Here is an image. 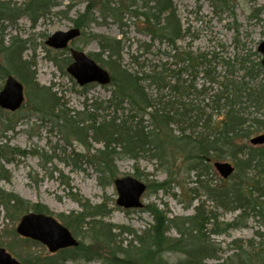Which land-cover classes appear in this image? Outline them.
Listing matches in <instances>:
<instances>
[{"label": "rangeland", "instance_id": "374dc122", "mask_svg": "<svg viewBox=\"0 0 264 264\" xmlns=\"http://www.w3.org/2000/svg\"><path fill=\"white\" fill-rule=\"evenodd\" d=\"M3 1H10V7L16 11L23 7L26 0ZM52 1L55 7L50 14L40 18L36 25L26 14L16 15L14 24L3 22L4 28L0 30V91L8 76L18 77L8 65L4 51L11 39L16 37L27 48L24 59L33 62L37 83L52 88L51 93H56L61 99L66 116L72 121L77 113L83 111L94 112L97 116L106 115L108 112L96 110L107 107L106 101L111 96L112 87L91 85L81 88L67 72L72 61L70 51H55L46 45L49 37L57 32H66L74 27L81 29V37L71 47L90 54L110 73V59L107 53L102 52L98 39L120 41L121 64L131 72L149 71L155 66L165 65L167 74L175 71L176 74H172L177 76L183 66L175 49L193 53L215 52L219 58L237 55L244 59L249 55L254 62L264 58L260 54L255 55L264 40V0H173L177 20L182 27L181 38L177 40L164 36L159 28L161 26L155 20L148 19L152 18L149 9L154 3L151 0ZM236 69H239V65ZM217 73L224 75L225 69L219 66ZM238 75L242 76L244 72H238ZM253 83H264V75L262 80ZM29 89L25 87L26 102L18 112L11 113L0 108V146H3L5 152L20 149L39 155L47 154L53 158V163L47 164V169H44L45 158L41 159L37 154L27 157L9 156L14 159L13 162H0L9 178L7 181L0 180V189L14 193L25 201L46 205L51 215L78 240L77 252L83 254L86 251L94 259H78L66 264H112L114 255L120 256L130 247L134 251V237L127 231L141 235L149 229L154 223L152 214L147 210L149 206H156L159 211L166 212L179 226L187 218L195 216L197 207H203L202 217L214 216L218 230L222 231L219 235L211 236L209 232L212 226L207 224L204 232L209 237L207 246L209 244L216 249L220 247L225 252L219 253L223 258L233 254V242L244 244L249 240L259 241L256 234H264V215L256 217V214L250 213L248 217L240 216L239 211L224 210L211 201L205 192L204 186L225 188L231 186L232 180L224 183L213 168L208 178L197 183L195 173H189L187 162L179 153H175L172 165L169 164L171 170H166L160 162L152 159L138 163L133 160H117V178L134 177L148 186L142 198V209L127 210L119 207L118 192L112 180L114 175L100 174L88 163L82 164L85 171H77L72 159L68 164L61 162L73 151L85 153L87 147L74 135L72 128L67 130L69 118L58 121L52 113H40L36 108L34 93ZM253 117L264 122L263 111ZM11 128L14 129L9 130ZM263 134L264 130L254 131L241 144L252 146L250 140ZM89 143L94 149L90 155L102 149L101 145L90 139ZM222 161L235 165L230 156ZM239 174L242 180L253 175L243 172ZM160 184H164L163 190L159 188ZM76 199L82 200L84 205L88 201L92 207L102 206L108 211L106 217L97 220L109 225L112 230L113 240L110 243L100 236L95 237L93 229L89 227L92 218L82 222L79 215L84 208ZM23 215L13 208H0V248L6 249L22 264H41L53 254L44 245L17 234L16 229ZM233 222H237L236 228L223 232L224 224ZM200 238L201 235L193 231H189L188 237L184 238L175 229L171 230L168 242L178 249L160 250L162 260L169 264H179L185 255L178 250L183 249V245L191 246L193 241L195 245ZM252 261V264H264V257L258 256Z\"/></svg>", "mask_w": 264, "mask_h": 264}, {"label": "trees", "instance_id": "16d2710c", "mask_svg": "<svg viewBox=\"0 0 264 264\" xmlns=\"http://www.w3.org/2000/svg\"><path fill=\"white\" fill-rule=\"evenodd\" d=\"M172 1L151 0L154 3L149 9L152 18L148 19L155 20L161 26L159 28L164 36L177 40L181 38L182 27ZM10 4V1L0 0L1 31L4 28L3 22L14 24V18L19 14L30 16L33 25H36L40 18L50 14L55 7L52 0H26L23 7L16 11ZM98 42L102 52L107 53L110 59L108 64L112 72V93L106 101L107 107L97 108L96 111L108 113L97 116L94 112L83 111L77 113L74 121L66 116V109L57 94L51 93L52 88L37 83L33 62L24 59L27 50L24 42L14 37L4 50L7 63L14 69L17 78L27 89L33 91L37 110L40 113H52L53 118L58 121L69 118L67 130L72 128L74 135L87 147L85 153L73 151V157L67 155L61 162L68 164L72 159L77 171H85L82 164L88 163L100 174L114 175L112 180L115 181L117 160H133L138 163L152 159L160 162L166 170H171L175 153H179L185 158L189 173H195L197 183H201L202 179L212 174V162L222 161L230 156L236 165V173L229 179L233 183L225 188L221 185L219 188L204 186L206 194L224 210L239 211L240 216L249 217L250 213L256 214V217L263 216L264 146L241 144L252 132L264 130V122L253 117L264 112V83H253L263 79L264 67L261 61L254 62L249 55L244 59L237 55L219 58L215 52L193 53L175 49L183 66L177 76L172 74H176L175 71L167 74L165 65L155 66L149 71L131 72L121 64L120 41L98 39ZM219 66L225 69L224 75L217 73ZM238 72H244V75L239 76ZM201 80L203 81L200 82ZM78 116L83 118L77 119ZM89 139L102 146L93 155H90L94 149ZM36 154L39 155L20 149L5 152L3 146H0V162H13L14 159L9 156L27 157ZM39 156L41 159L45 158L44 169H47V164L53 163V158L47 154L40 153ZM241 172L253 175L242 180L239 178ZM0 180H9L1 165ZM223 182L225 183L224 180ZM159 186L163 190L164 184ZM76 201L84 208L79 215L82 222L92 218L93 222L89 227L93 229L95 237L100 236L110 243L113 240L112 230L109 225L97 220L106 217L108 211L102 206L92 207L88 201L86 205L82 200ZM1 207L6 210L13 208L23 214L36 212L51 215L46 205L25 201L2 189ZM147 210L154 219L149 229L141 235L127 231L134 237V251L137 252L130 247L122 255H114L112 264H169L162 260L160 250L178 249L168 242L169 233L173 229L184 238L188 237L189 231L201 235L200 241L195 245L193 241L191 246L183 245L184 248L178 250L185 255V259L179 264H252L254 258L264 257V234L259 232L256 234L259 241L249 240L244 244L233 242V254L226 258L219 255L225 254L220 247L216 249L209 244L208 247L209 237L204 235L207 224L212 226L209 232L211 236L219 235L222 231L218 230L214 216L202 217L203 207H197L195 216L187 218L182 226L177 225L174 218H169L166 212L159 211L156 206H149ZM236 224L237 222L224 224L223 232L235 229ZM78 249L60 251L41 264H66L78 259L94 260L92 254L86 251L79 254Z\"/></svg>", "mask_w": 264, "mask_h": 264}, {"label": "water", "instance_id": "95a60500", "mask_svg": "<svg viewBox=\"0 0 264 264\" xmlns=\"http://www.w3.org/2000/svg\"><path fill=\"white\" fill-rule=\"evenodd\" d=\"M80 35L81 31L79 29L58 32L52 35L46 44L53 49L64 50L69 46L70 42ZM258 52L264 56V41L259 45ZM71 55L73 62L67 68V72L81 87L91 83H98L103 86L111 83L109 73L98 66L84 52L73 49ZM262 65L264 66V60ZM24 101L23 85L13 76H9L3 90L0 92V108L16 112L22 107ZM250 142L254 146L264 145V134L251 139ZM213 166L223 179L230 178L235 172L234 166L228 162H216ZM115 187L118 192L117 205L119 207L124 209H141L144 207L141 200L147 190V186L143 182L133 177H124L115 181ZM17 233L23 238L40 242L51 253L77 247L79 244L71 232L53 216L40 213L24 215L18 223ZM0 264L21 263L4 248H0Z\"/></svg>", "mask_w": 264, "mask_h": 264}]
</instances>
